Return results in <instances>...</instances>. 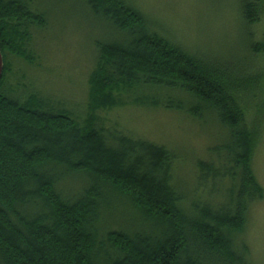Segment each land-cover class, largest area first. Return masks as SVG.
Segmentation results:
<instances>
[{"label": "trees", "instance_id": "trees-1", "mask_svg": "<svg viewBox=\"0 0 264 264\" xmlns=\"http://www.w3.org/2000/svg\"><path fill=\"white\" fill-rule=\"evenodd\" d=\"M229 1L234 43L202 52L132 0H75L107 33L94 43L79 109L30 87L9 61L35 67L33 44L52 30V13L38 0H0V264H255L245 233L264 199L253 170L264 0ZM129 105L218 127L193 182L178 180L175 151L110 126ZM117 200L129 214L115 211Z\"/></svg>", "mask_w": 264, "mask_h": 264}, {"label": "rangeland", "instance_id": "rangeland-1", "mask_svg": "<svg viewBox=\"0 0 264 264\" xmlns=\"http://www.w3.org/2000/svg\"><path fill=\"white\" fill-rule=\"evenodd\" d=\"M38 1L46 12L52 13L54 21L52 30L38 35L34 41L41 58L38 57L35 67H28L12 57L9 61L15 68L26 70L30 87L66 106L78 105L80 109L79 101L87 98V79L94 65V43L106 39V30L98 21L84 15L75 0ZM132 1L186 47L201 46L205 48L202 52L221 51L228 48V43H234L228 41L235 39L232 29L236 22L235 6L229 0ZM109 121L112 127L175 151L182 161L177 174L182 183L194 181L196 161L207 159V149L215 145L218 138L216 125L164 109L129 105L112 112ZM262 124L253 170L264 189V121ZM128 209L125 201L115 202V211L129 214ZM245 240L253 262L264 264V199L250 209Z\"/></svg>", "mask_w": 264, "mask_h": 264}, {"label": "water", "instance_id": "water-1", "mask_svg": "<svg viewBox=\"0 0 264 264\" xmlns=\"http://www.w3.org/2000/svg\"><path fill=\"white\" fill-rule=\"evenodd\" d=\"M3 71H4V60H3L2 53L0 51V80L3 76Z\"/></svg>", "mask_w": 264, "mask_h": 264}]
</instances>
